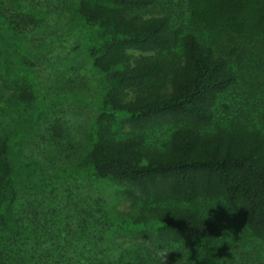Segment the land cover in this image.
<instances>
[{
	"label": "trees",
	"instance_id": "1",
	"mask_svg": "<svg viewBox=\"0 0 264 264\" xmlns=\"http://www.w3.org/2000/svg\"><path fill=\"white\" fill-rule=\"evenodd\" d=\"M0 264H264V0H0Z\"/></svg>",
	"mask_w": 264,
	"mask_h": 264
},
{
	"label": "rangeland",
	"instance_id": "2",
	"mask_svg": "<svg viewBox=\"0 0 264 264\" xmlns=\"http://www.w3.org/2000/svg\"><path fill=\"white\" fill-rule=\"evenodd\" d=\"M36 1H40L41 3L45 4V3L49 2L50 0H36ZM29 2H31V0H27V3H29ZM56 17H57V15L54 14V13H50L49 14V16H48V22H49L50 25H52L54 23V19ZM68 19H66V21ZM52 20H53V23H52ZM74 21H75V19H74ZM69 24L67 22L66 26L67 25L69 26ZM57 27L58 26H55V28H57ZM70 28L69 29L67 28V30H68L69 33H72V34L73 33H76V32L80 33V31L77 28H75V26L73 24H71ZM49 29L52 30V28L49 27V26H43L41 28V32H43V34H45V33L49 32ZM78 39H79V37L76 40H74L75 43H77V44H78V41H77ZM81 39H82V37H81ZM80 48L82 49L83 46H80ZM78 55L80 56V53ZM79 56L76 57V59L80 60L81 57H79ZM89 72H88V69L85 66H84L83 69H81V71L79 73H76V75H73V73L71 71H69L68 73H66L64 71V73H66L68 76L64 80H62V81H59V80L56 81L57 85L58 84L64 85V83H69L72 80V77L73 76L74 77L80 76L83 79H85L84 80L85 81V85L84 86H83V84L81 83L80 80H76L75 82H73V84L69 83L72 86L73 89L75 88L77 90V93L74 94V101H73V104H72L73 105V108L75 110H78L79 107L83 106L85 103H90L89 95H87V94H85L84 92L81 91L82 90L81 89L82 86H83L84 91L89 92V93H92V94L95 93V89H94V87L92 85V81L93 80H96L97 75H94L90 71V69H89ZM62 77H64V75H62ZM48 78L50 79L51 78V75L48 76ZM53 85H54V88H56L55 84H53ZM58 88L60 89V88H62V86H59L58 85ZM68 105H70V103H67V106H63L61 108L62 112L61 111L59 112L60 118H61L60 121L61 122L66 121V123L64 122V124L67 125V126H69V127H70L71 123L74 121V123H73L72 126L75 129L78 130L81 121H78V120L75 121V118L73 117L72 122H70L71 118L70 117H65L66 110L69 109V108H67ZM78 105H81V106H78ZM33 119L34 120H32V121H30V122H28V123L25 124V126L21 130V133H17L13 137V142L14 143L19 144V145L20 144L22 145V147H23V154L25 153L26 155H28V156H26L24 154V157H25V161H28L29 162V169H27V170H30V171H33L36 168V165L34 163V161H36L34 159V156L35 155H33L31 153L33 151L32 148L33 149H36V147H34V146H40L41 143L43 144V141H42L41 138L45 134L43 132V130H42L43 127L41 129V127H38L37 126L35 117ZM61 139L62 140L64 139V141H65V139H68V140H70L72 142L75 141L76 143H78V142L81 141V143L78 144V149H81L85 145V144H83L84 143V139L83 138H80V135L74 134V131H71L70 132L69 137H65L64 138V136H63V137H61ZM106 195H107V193L105 194V196ZM118 208L121 211H127V210L130 209V203L128 201L123 200V202H121L118 205Z\"/></svg>",
	"mask_w": 264,
	"mask_h": 264
},
{
	"label": "clouds",
	"instance_id": "3",
	"mask_svg": "<svg viewBox=\"0 0 264 264\" xmlns=\"http://www.w3.org/2000/svg\"><path fill=\"white\" fill-rule=\"evenodd\" d=\"M166 254H167L166 251L161 252V256L164 258L165 261H166Z\"/></svg>",
	"mask_w": 264,
	"mask_h": 264
}]
</instances>
